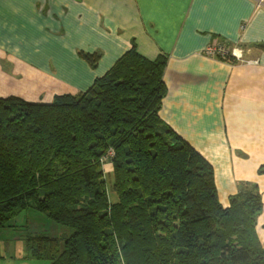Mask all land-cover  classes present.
I'll return each mask as SVG.
<instances>
[{
    "label": "trees",
    "instance_id": "1",
    "mask_svg": "<svg viewBox=\"0 0 264 264\" xmlns=\"http://www.w3.org/2000/svg\"><path fill=\"white\" fill-rule=\"evenodd\" d=\"M166 59L132 45L84 91L0 96V233L46 264H264L257 185L223 206L211 163L159 115Z\"/></svg>",
    "mask_w": 264,
    "mask_h": 264
},
{
    "label": "crops",
    "instance_id": "2",
    "mask_svg": "<svg viewBox=\"0 0 264 264\" xmlns=\"http://www.w3.org/2000/svg\"><path fill=\"white\" fill-rule=\"evenodd\" d=\"M215 42L242 58L207 55ZM132 45L167 55L159 115L211 163L219 202L257 185L263 244L264 0H0V96L84 91ZM79 51L99 52L97 65Z\"/></svg>",
    "mask_w": 264,
    "mask_h": 264
},
{
    "label": "rangeland",
    "instance_id": "3",
    "mask_svg": "<svg viewBox=\"0 0 264 264\" xmlns=\"http://www.w3.org/2000/svg\"><path fill=\"white\" fill-rule=\"evenodd\" d=\"M67 79V78H66ZM110 197L114 199V195ZM17 233L14 232V236L4 235L0 233V249L1 256L0 264H46L44 259H34L28 255V247L21 244V241L17 239Z\"/></svg>",
    "mask_w": 264,
    "mask_h": 264
},
{
    "label": "built area",
    "instance_id": "4",
    "mask_svg": "<svg viewBox=\"0 0 264 264\" xmlns=\"http://www.w3.org/2000/svg\"><path fill=\"white\" fill-rule=\"evenodd\" d=\"M204 52L207 54V55H210L212 57L216 56V53L218 52H221V53H224V52H227V49L225 46L223 45H220L219 43L215 42L213 44H211L210 46H208ZM230 53L235 57V58H242L241 57V54L238 50H233L231 49L230 50Z\"/></svg>",
    "mask_w": 264,
    "mask_h": 264
}]
</instances>
